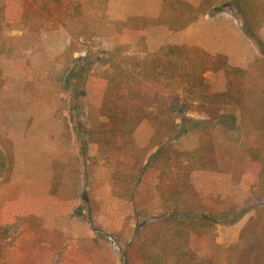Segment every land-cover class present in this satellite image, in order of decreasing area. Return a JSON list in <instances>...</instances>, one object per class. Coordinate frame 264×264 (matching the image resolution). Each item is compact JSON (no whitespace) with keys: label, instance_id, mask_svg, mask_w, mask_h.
Returning a JSON list of instances; mask_svg holds the SVG:
<instances>
[{"label":"rangeland","instance_id":"obj_1","mask_svg":"<svg viewBox=\"0 0 264 264\" xmlns=\"http://www.w3.org/2000/svg\"><path fill=\"white\" fill-rule=\"evenodd\" d=\"M33 1L0 0V16L5 17L0 26V80L4 82L0 125L8 130L15 158L10 179H0V223L6 216L12 221L10 228L0 229V264H157L161 259L170 264H264V223L250 225L254 209L264 204H248L240 185L245 156L234 152L238 140H262L264 123L259 130L253 126L241 130L231 140L192 133L174 142L166 157L182 156L184 161L210 145L222 168L192 172L190 191L170 201L174 177L167 162L145 167L155 152L149 148L155 136L153 122L143 120L130 136L107 137L122 121L111 123L104 111L121 113L125 107L118 100L116 108L107 92L108 64L97 67L95 84L82 99L71 97L70 84L78 83L68 80L73 59L91 54L104 60L124 32L128 42L132 40L121 49L124 56L143 58L171 45L178 33L173 24L196 18L201 13V9L194 12L198 5L180 0H165V6L163 0H66L80 3L82 12L63 17L62 12L44 7L42 0L35 5ZM231 1L206 0L205 13L214 22L204 31L214 34L207 33L204 43L214 49L224 47L215 32L226 24L216 16L217 10L230 11V33H234V21L241 18L230 10ZM241 2L254 10L253 16L263 18L259 39L264 44V0ZM22 6L23 23L8 27L12 25L7 17L10 10ZM131 27L142 32L134 35ZM227 44L229 55L223 58L228 65L261 76L256 83L263 84L264 68L256 62L261 57L259 47L252 42L250 53L249 39L245 51L240 40ZM206 81L211 93L227 90L224 70L208 72ZM240 84L250 100L264 99L260 86L249 81ZM170 91L169 86L165 93L155 92L159 99ZM173 107L196 118L207 108L189 102L173 103ZM213 108L225 107L213 104ZM176 203L206 207L217 215L216 221L199 230L171 223L165 214ZM244 210L248 213L242 215ZM221 214L226 220H237L222 224Z\"/></svg>","mask_w":264,"mask_h":264},{"label":"trees","instance_id":"obj_2","mask_svg":"<svg viewBox=\"0 0 264 264\" xmlns=\"http://www.w3.org/2000/svg\"><path fill=\"white\" fill-rule=\"evenodd\" d=\"M42 1L45 3L43 4L44 7L47 8L49 6L48 9L62 12V16H66L68 12H74V17H76L82 12L81 4L74 1ZM35 3L38 4L39 0H34L32 4L35 5ZM230 4L240 13L245 35L259 47L261 57L256 62L264 68V44L259 39L260 24L263 23V18H258L256 14L253 16L251 12H254V10L245 8L241 0H232ZM41 7L39 6L36 10L39 11ZM22 11H25L24 7L13 12L10 10V14L7 17L11 20L12 25L8 27L15 28L21 22L23 23V15L19 13ZM255 16L256 18H254ZM3 19L5 17L3 16L2 18L0 16V26L3 24ZM194 20L195 17L186 18L183 22H175L173 27L179 30ZM131 28L136 32L131 31L134 35L137 33L139 35V29ZM122 30L120 31L122 32ZM125 33L122 34V38L115 40L114 48H116L111 52H107V57L104 60L99 58L98 55L94 56L91 54L73 59L75 66L72 68L71 77L68 80H76L78 83L75 84L73 82L70 84L71 97L82 99L89 88H93L95 84L97 67L103 65V63L105 65L108 64L106 69L108 80L110 79V86L108 88L105 87L107 92H110L108 93L110 98L115 99L112 104L116 108L120 107L117 103L119 100L125 107L124 112L121 113L110 108L104 111V116L111 120V123L122 121L118 127H112L109 130L110 136H107V133L104 134L109 139L114 140L119 134L130 136L143 120L150 119L155 127V136L149 148L155 149V152L151 154L145 167L150 166L151 168L155 162H167L166 164L170 168L169 173L174 177L173 183L169 188L171 195L168 197L172 201L179 197L181 198V196L190 191L192 172L198 169L215 171L218 170V167L222 168L221 162H217L213 158L210 145L203 148L204 153L198 151L199 156L195 157V154H192L191 159L187 158L182 161L181 155L180 159L166 157L168 153H172L170 151L173 148L172 144L192 133L205 134L213 140H217L220 136L231 140L234 135L240 134L241 130L251 129L252 126L259 130L260 124L264 123V99L258 97V99L250 100L247 98L248 96L243 95L245 93L244 87L240 83L249 81L251 84H255L257 88L260 86L263 94L264 83L260 85L256 83L261 76L254 77L250 75L247 69L231 67L223 57L213 56L198 47L165 45L152 54H145L143 58L126 57L121 49H123L124 45H129L132 40L128 42L127 34ZM142 34L141 38L144 39L146 37L145 31ZM71 48L70 51L73 56L75 53L73 44ZM118 60L120 61L118 62ZM133 60L134 62H131ZM217 70L226 71L228 85L225 92L215 94L210 92L206 74ZM3 83V80H0V89L3 87ZM169 86L172 89L170 95L167 97L161 95L158 99L157 96L159 95L155 91L159 90L161 93H165L164 88H169ZM160 101L162 102L159 103ZM184 102L201 104L207 108L200 111L202 114L201 118L193 117L187 111L177 112L176 107L172 108L173 103L180 105ZM167 103H170V105L168 106ZM213 104H223L225 108H213ZM229 106L231 108H228ZM123 113L124 115L120 117V114ZM8 136V130L0 125V179L5 180L10 179L15 162L13 145ZM236 142L238 145H236V148L234 147L236 149L234 152L238 150L239 153L245 156L246 160L245 167L242 170L240 185L245 189L247 202L248 204L252 202L264 204V135L262 140L259 138L252 142L247 137L246 140H238ZM233 157L234 154L232 153ZM232 158L229 160L231 165L234 162ZM242 213V215H245L248 210H244ZM254 213L255 215L250 219V225L254 222L264 223V206L255 208ZM165 215L166 220L171 223L176 225L183 224V227L187 228L191 226V228L193 227V229L197 230L202 225H211L217 218V215L210 212L206 207L194 205L185 207L181 203H176L170 209V212ZM219 217L225 219L221 220L222 224H232L237 220H226L227 216L224 214ZM184 218L188 221H184ZM11 223L10 216L4 217L0 223V229L4 228V230H7L10 228ZM50 249L53 250L54 248L51 247ZM157 264L170 263L169 261L167 262V259H161Z\"/></svg>","mask_w":264,"mask_h":264},{"label":"crops","instance_id":"obj_3","mask_svg":"<svg viewBox=\"0 0 264 264\" xmlns=\"http://www.w3.org/2000/svg\"><path fill=\"white\" fill-rule=\"evenodd\" d=\"M182 2H184L185 4H189L188 1H190L192 4L194 5H198V7L194 10V12H199L198 9H201V13L197 14V17L195 18L194 21H191L186 27L179 29L177 36H175V38H173L171 45H187L190 47H198L202 50H204L205 52H208L209 54L213 55V56H221L223 57V55H229V45L227 44L230 40L235 39L236 41L240 40V43L242 44L241 48L242 51H245L246 49V39H249L244 31H243V24H242V20L240 19L239 21L235 20L234 22V33H230L229 32V27L228 26V22L229 20V10L224 9V10H217V17H219L222 21H225V28L224 30H219L218 32H215V37H217L219 40H224V47L221 45L218 47L217 45H215V47H218L217 49L212 48L210 45H206L204 43V41H207V33H209L208 35L211 36L214 34V32L210 29H208V31H204V27L210 26L213 22L214 19H212V17H210L209 13H205L206 9H204V7L206 6L207 2L206 0H180ZM164 2V6L165 4V0H163ZM243 5V4H242ZM233 12H239L236 11L234 8L230 9ZM258 12V11H256ZM260 12V11H259ZM241 24H240V23ZM224 23V22H223ZM234 35V36H233ZM252 40L249 39V43H250V53L252 51ZM251 56V55H250ZM225 57V56H224ZM226 58V57H225ZM230 63L233 64V62L230 61ZM4 218V217H3ZM3 221V219H2ZM1 221V222H2Z\"/></svg>","mask_w":264,"mask_h":264}]
</instances>
